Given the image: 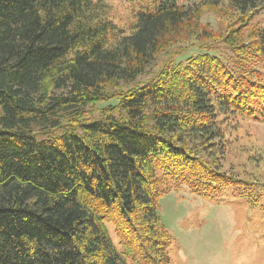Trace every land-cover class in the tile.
<instances>
[{
  "label": "trees",
  "instance_id": "1",
  "mask_svg": "<svg viewBox=\"0 0 264 264\" xmlns=\"http://www.w3.org/2000/svg\"><path fill=\"white\" fill-rule=\"evenodd\" d=\"M107 1L0 0V264H171L161 195L243 183L224 128L264 121V0H224L236 22L143 80L222 0L155 1L129 33L97 18Z\"/></svg>",
  "mask_w": 264,
  "mask_h": 264
},
{
  "label": "rangeland",
  "instance_id": "2",
  "mask_svg": "<svg viewBox=\"0 0 264 264\" xmlns=\"http://www.w3.org/2000/svg\"><path fill=\"white\" fill-rule=\"evenodd\" d=\"M158 0H112L99 4L97 18L110 21L129 33L135 14L153 10ZM200 4L208 0H176ZM227 2L222 0L216 11L204 10L197 27L167 40L143 80L151 76L169 52L180 46L190 47L187 57L200 54L198 46L214 39L237 19ZM236 22V21H235ZM264 28V11L252 19ZM114 104V102H111ZM109 103V104H111ZM100 103L98 108L107 106ZM98 114L95 113L94 117ZM225 150L222 171L239 177L240 185H230L209 197L191 193L181 187L161 195L158 214L172 238L169 251L171 264H264V121L234 117L224 128ZM254 183L253 186H248Z\"/></svg>",
  "mask_w": 264,
  "mask_h": 264
}]
</instances>
